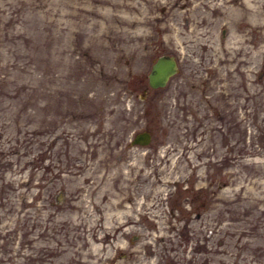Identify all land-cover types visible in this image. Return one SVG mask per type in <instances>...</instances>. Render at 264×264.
<instances>
[{
	"label": "rangeland",
	"instance_id": "rangeland-1",
	"mask_svg": "<svg viewBox=\"0 0 264 264\" xmlns=\"http://www.w3.org/2000/svg\"><path fill=\"white\" fill-rule=\"evenodd\" d=\"M259 259L264 0H0V264Z\"/></svg>",
	"mask_w": 264,
	"mask_h": 264
},
{
	"label": "water",
	"instance_id": "water-1",
	"mask_svg": "<svg viewBox=\"0 0 264 264\" xmlns=\"http://www.w3.org/2000/svg\"><path fill=\"white\" fill-rule=\"evenodd\" d=\"M176 59L172 53H158L150 62L146 72V82L150 87L162 86L167 78L176 72ZM144 90V89H143ZM151 137V132L148 128L136 130L130 140V143L146 144ZM63 189L59 188L54 194V201H59L62 197Z\"/></svg>",
	"mask_w": 264,
	"mask_h": 264
},
{
	"label": "flooded vegetation",
	"instance_id": "flooded-vegetation-1",
	"mask_svg": "<svg viewBox=\"0 0 264 264\" xmlns=\"http://www.w3.org/2000/svg\"><path fill=\"white\" fill-rule=\"evenodd\" d=\"M157 55V54H156ZM175 59H176V65H177V70H176V72L177 71H179L180 70V72H182L181 71V69H182V65L181 64H178V62H177V58L175 57ZM152 61V60H151ZM148 70V69H147ZM147 72V71H146ZM146 72H145V82H146ZM176 72H174L173 74H175ZM173 74H171L168 78H167V80H166V82L163 84V85H166L168 82H169V79L171 78V76L173 75ZM162 85V86H163ZM145 86L146 87H149L148 85H147V83L145 84ZM162 86H157V87H162ZM146 87H143L142 89H144V91L146 90ZM157 87H153V88H157ZM144 97H146V95L143 93L142 95H141V98H144ZM143 128H148L147 126H144ZM149 129V128H148ZM150 130V129H149ZM151 132V131H150ZM260 255H258V257H259ZM262 261V262H261ZM258 264H264V260H258Z\"/></svg>",
	"mask_w": 264,
	"mask_h": 264
}]
</instances>
